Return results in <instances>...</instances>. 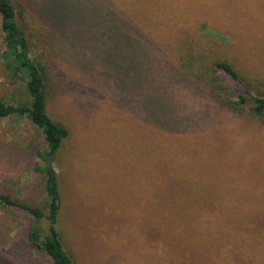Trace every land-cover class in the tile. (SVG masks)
<instances>
[{
    "label": "rangeland",
    "instance_id": "obj_1",
    "mask_svg": "<svg viewBox=\"0 0 264 264\" xmlns=\"http://www.w3.org/2000/svg\"><path fill=\"white\" fill-rule=\"evenodd\" d=\"M75 1L73 25L97 23V36H83L78 47L98 66L112 47L110 2L124 9L126 22L158 32V47L178 64L190 56L196 69L213 74L221 95L236 96L243 87L213 70L217 61L231 64L253 94L264 90V0ZM12 2L26 9L18 21L31 58L49 70L48 114L70 131L55 169L58 229L73 264H264V120L253 117L250 105L239 114L219 111L192 97L187 84L179 93L169 87L171 109L165 125L158 116L157 133L147 126L137 94L127 89L124 99L116 84H81L69 49L52 38L28 0ZM82 7L94 12L92 21ZM3 50L0 29V55ZM25 90L0 57V101L25 102ZM45 146L41 130L26 118L0 119V193L45 210V181L35 171ZM30 218L0 209V264H54L28 245ZM41 225L47 230L46 220Z\"/></svg>",
    "mask_w": 264,
    "mask_h": 264
},
{
    "label": "trees",
    "instance_id": "obj_2",
    "mask_svg": "<svg viewBox=\"0 0 264 264\" xmlns=\"http://www.w3.org/2000/svg\"><path fill=\"white\" fill-rule=\"evenodd\" d=\"M27 6L45 23L52 38L62 41L69 49L70 61L83 77L81 84H84L82 83L84 80L94 81L93 83L96 82L101 87H113L116 84L124 90L122 94L124 99L127 89L129 91L131 89L141 103L147 126L157 133L161 128L158 126V116L164 115L161 119L165 125L166 110L171 109L168 107L171 98L168 94L169 87H172V90L176 88L179 93L186 84L193 91L192 97L200 96L205 106L213 105L212 107L219 111L229 110L239 114L245 110V106L250 105L253 117L264 120V90L253 94L249 88L252 85L241 77L231 64L217 61L212 69L225 72L243 87V91L236 96L228 93L221 95V85L213 74L196 69L190 56H187L188 60L183 59L185 63L178 64L171 53L165 48L158 47V32L156 34L151 29L144 31L139 29L137 24L134 23L136 26H133L126 22L129 20L126 19V12L117 5L114 6L112 3L110 5L109 2V12L106 13L108 17L106 23L110 25L106 38L108 44L112 43V47L108 46L105 63L101 66L94 62L93 56L89 58L78 47L83 36L88 41L97 36L93 34L97 30V23L93 22L81 29L73 25L78 21L75 18L77 8L75 0H28ZM65 8L68 13L64 12ZM80 10L89 13L88 21H92L93 11L83 7ZM25 11L23 6L18 10L12 0H0V29L4 44V50L0 55L1 64L13 81L23 82L27 93L25 102L10 104L0 101V119L26 118L41 130L46 146L43 152L36 154L38 161L35 171L45 181L46 208L43 210L11 195L0 193V209L9 213L15 208L31 217L27 221L26 241L33 250L45 253L54 264H73L72 258L63 246L61 232L58 229L61 195L59 175L55 169L57 155L70 131L48 114L46 89L50 78L49 70L47 65L37 64L31 58L30 43L18 21L19 18H24ZM67 15L71 16L73 21H66ZM116 23L122 25L118 27ZM186 40L184 39L182 43H186ZM169 42L167 39L165 43L174 46ZM232 97H235V100ZM175 103H180V99H176ZM45 220L48 222L47 230L41 225Z\"/></svg>",
    "mask_w": 264,
    "mask_h": 264
}]
</instances>
